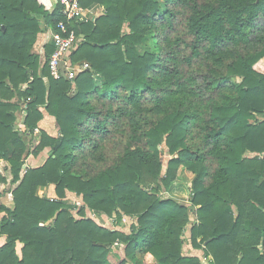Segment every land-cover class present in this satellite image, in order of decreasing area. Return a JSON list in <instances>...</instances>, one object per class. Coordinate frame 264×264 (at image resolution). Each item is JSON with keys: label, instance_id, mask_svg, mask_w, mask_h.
Here are the masks:
<instances>
[{"label": "trees", "instance_id": "trees-1", "mask_svg": "<svg viewBox=\"0 0 264 264\" xmlns=\"http://www.w3.org/2000/svg\"><path fill=\"white\" fill-rule=\"evenodd\" d=\"M80 3L102 13L68 21L58 3L49 13L38 0H0V160L10 174L0 185L14 186L0 190L13 201L0 202V264H201L182 253L191 209L188 240L208 264H264V0ZM41 21H64L80 38L69 63L88 68L54 78L51 43L42 64L33 53ZM41 109L56 136L38 128ZM45 147L40 166L23 168ZM181 172L189 181L177 183ZM49 185L55 198L39 190ZM67 190L83 205L64 201ZM86 208L113 226L135 220L124 232ZM118 245L124 257L112 263Z\"/></svg>", "mask_w": 264, "mask_h": 264}, {"label": "crops", "instance_id": "crops-1", "mask_svg": "<svg viewBox=\"0 0 264 264\" xmlns=\"http://www.w3.org/2000/svg\"><path fill=\"white\" fill-rule=\"evenodd\" d=\"M38 2L44 7L46 11L49 13L52 12L57 4L56 0H38ZM90 11V17L91 20L94 19L97 15L102 13V8L97 4H93L87 8ZM94 15V16H93ZM53 32V28L51 25H47L43 21H41V30L37 34L36 42L33 47V53H36L39 55L40 63L42 64L45 60V45H48V48L50 49V43H51V34ZM69 62V61H68ZM70 64V63H69ZM75 66V65H73ZM43 112V119L38 123V128L43 129L44 131L47 132L48 128H52L53 122L56 124L54 118L49 115L46 111L41 109ZM18 120V119H17ZM47 121V122H46ZM22 122V121H21ZM57 126V124H56ZM58 128V127H57ZM53 129L55 127L53 126ZM48 133V132H47ZM58 133V129H57ZM50 134V133H48ZM38 135V129L35 130L34 136ZM52 136H56L57 134H50ZM30 137V136H29ZM28 137V138H29ZM27 138V141H28ZM30 140V138H29ZM51 149L49 147H45L43 150H41L36 156L30 155L24 165L26 167H36L40 166L44 160L50 155ZM23 165V166H24ZM43 194L46 192V195L48 198H55V193H54V187L52 185H49L47 187H40L39 189ZM70 192H66V195L68 196ZM0 202L5 204L8 207H12L13 201H12V195L8 192H5L1 197H0ZM93 211V210H92ZM195 217V216H194ZM132 219V218H131ZM195 220V218H194ZM4 243V237H0V245ZM182 253L184 255H190V256H197L199 257L201 264H208L207 260L203 257V252L199 249H194L192 248L189 244L188 245H183Z\"/></svg>", "mask_w": 264, "mask_h": 264}, {"label": "built area", "instance_id": "built-area-1", "mask_svg": "<svg viewBox=\"0 0 264 264\" xmlns=\"http://www.w3.org/2000/svg\"><path fill=\"white\" fill-rule=\"evenodd\" d=\"M61 7V14L66 20L85 22L91 20L88 7H83L80 0H56ZM80 38L75 35L64 21H60L51 34L52 52L48 57V68L54 78L65 77L73 79L77 73L88 68L87 63L69 64L68 53L74 49Z\"/></svg>", "mask_w": 264, "mask_h": 264}, {"label": "rangeland", "instance_id": "rangeland-1", "mask_svg": "<svg viewBox=\"0 0 264 264\" xmlns=\"http://www.w3.org/2000/svg\"><path fill=\"white\" fill-rule=\"evenodd\" d=\"M97 7H98V5H97ZM124 31H128V28L126 26L124 27ZM234 80L238 81L239 78L236 77V78H234ZM257 117L261 118V116H257ZM22 120H23V115H22V112L19 110V111L16 112V124H17V126L21 125V121ZM53 126L55 127V129H53ZM57 127L58 126H56V124H54V122H53L52 128L51 127L48 128L47 132L50 133V134H54L55 135V134H57V129H58ZM18 132L21 133L20 130ZM29 138H31V137H29ZM29 138H28V142H30ZM160 148L163 151L162 155H161V162H162V169L164 171L165 168H166L167 161L171 158V155L168 153L167 148H166V146L164 144H162L160 146ZM245 155H246V157H253L256 154L247 152ZM5 166H6V163L3 160H0V172L2 174H4L7 177V179L9 180L10 179V174H9L8 170L5 169ZM182 173L183 172H181L180 175L177 177V183L178 182H184V181L187 182V181H189V179L187 177H185L184 174H182ZM177 183L174 184V189L178 188L177 186L179 184H177ZM10 186H11L10 184L0 185V190L6 191ZM68 192H70L68 196L65 193L64 201H66V202H68L70 204H73L75 206L77 205V207L83 205V201L81 199V196L76 195L74 192H71V191H68ZM180 192L182 193L183 191L181 190ZM44 195L47 197L46 192H44ZM161 196L162 197H167L168 194L161 193ZM182 199H185V198H182ZM185 203H186V205H188L187 202H185ZM71 213L75 217H79V215L77 214V209L71 210ZM85 213H86L87 217L92 218L94 221H96L100 225H103L105 227L112 228V229H119V230L124 231V232H128L129 231L130 224L135 220V219H131L129 217H125L123 222H122V224L120 226H113L111 220L108 217H106L104 214H102V213H98V212L92 211V210H90L88 208H86ZM189 213H190V222L187 225V227H186V229H185V231L183 233V238L185 240L184 245L185 244L186 245H188V244L190 245L189 240H188V238H189V229H190V226H191L192 222H194V218H195L194 214L192 212V209L190 210ZM123 251H124L123 250V246H121V245H118V246H115V247L114 246L111 247V252H110V256H109L110 261L112 263H115L118 260L122 259L124 257V252ZM128 264H131V263L128 261Z\"/></svg>", "mask_w": 264, "mask_h": 264}, {"label": "water", "instance_id": "water-1", "mask_svg": "<svg viewBox=\"0 0 264 264\" xmlns=\"http://www.w3.org/2000/svg\"><path fill=\"white\" fill-rule=\"evenodd\" d=\"M25 167V165L23 166V168Z\"/></svg>", "mask_w": 264, "mask_h": 264}]
</instances>
